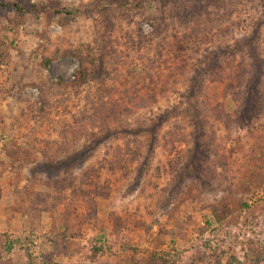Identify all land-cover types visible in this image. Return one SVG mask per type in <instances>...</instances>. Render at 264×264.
Here are the masks:
<instances>
[{
  "label": "rangeland",
  "instance_id": "1",
  "mask_svg": "<svg viewBox=\"0 0 264 264\" xmlns=\"http://www.w3.org/2000/svg\"><path fill=\"white\" fill-rule=\"evenodd\" d=\"M121 1H141L140 8L121 11L116 0H0L27 7L46 5L52 11L49 21L46 13L0 12V264H134L146 249L170 254L175 264H187L201 250L210 253L208 264H217L219 258L227 264L231 256L247 264H264V113L243 126H226L206 115L202 140L208 158L192 164L195 129L187 105L181 104L203 55L222 39L234 41L249 34L264 8L250 0H225L189 17L172 16L158 0ZM105 7L111 13L109 25L101 13ZM161 18L168 27L156 32L154 24ZM259 40L264 57V28ZM60 48L101 54L107 74L102 82L92 80L77 91L59 93L51 98L55 108L41 110L36 86L47 79L69 81L79 69L75 56L41 67L42 57ZM174 52L186 59L179 69L172 61ZM143 77L155 87L157 99L111 122L106 130L93 131L97 147L89 145L93 150L86 152L83 166L105 164L96 180L107 185L108 193L96 198L93 217L80 199L70 203L68 198L55 207L54 191L29 172L30 163L40 157L33 145L45 137L47 121H73L90 106L86 95L92 97L104 85L122 87L127 80L133 86L140 80L143 93L147 88ZM209 86L206 99L220 102L221 93ZM175 105L180 111L158 127L153 154L146 150L149 137L143 132L137 138L144 156L133 163L124 161L115 170L108 168L115 149L135 137L129 130L139 120L150 123ZM174 129L186 139L170 152L163 136ZM52 132L47 136L60 141V134ZM104 132L108 136L99 139ZM145 159L146 168L136 182ZM225 198L232 202L231 212L217 222L210 209ZM115 220L121 224L115 226ZM94 244L102 247L95 259Z\"/></svg>",
  "mask_w": 264,
  "mask_h": 264
},
{
  "label": "trees",
  "instance_id": "2",
  "mask_svg": "<svg viewBox=\"0 0 264 264\" xmlns=\"http://www.w3.org/2000/svg\"><path fill=\"white\" fill-rule=\"evenodd\" d=\"M158 1L167 5V9L171 11L172 16H176L179 13L181 15L187 14L191 17L196 13H202L209 6L219 5L220 1L225 0ZM240 1L238 0L237 2ZM249 2L253 5L260 4L264 8V0H250ZM140 3L141 1L128 3L116 0L115 6L121 11L126 10L127 7L128 10L133 11L134 8H140ZM3 11H12L19 16H24L26 13L31 12L46 13L48 21L52 15V11L46 5H30L27 7L21 2L12 4L1 2L0 12ZM79 11L75 10L76 13ZM61 12L62 10L59 11V13ZM101 13H103L109 25L112 18L108 8H103ZM69 14H72V12L69 11ZM161 20L154 24L153 28L156 32L165 30L168 27L165 20L163 18ZM255 22L256 24H254L249 34H241L240 37H235L234 41L222 39L215 49L203 55L200 60L201 65L199 64L195 68L194 77L187 86L186 93L183 94L186 100L181 103L187 105V109H185L188 111L191 124L195 129L192 139L193 147L190 152L192 159L189 158V163L193 164V161L201 157L202 159L208 158L207 151H205L207 146L204 144L205 140H202L205 132L203 125L208 120L206 115L219 120L226 126H232L233 124L243 126L251 123L254 116L264 113V57L259 54V45H261L259 39L264 28V13ZM173 55L172 61L175 64V68L179 69L186 59L179 52H174ZM64 56L77 57L79 69L69 81L47 79L36 86L39 91L38 100L41 104V110L46 109L48 111L53 109V107L55 108L56 102L54 104L51 103V98H55L59 93L63 95L68 90L77 91L92 80H100L102 82L104 80L101 79L107 74V70L102 64L103 61L101 62V54L97 55L93 50H89V53H86L85 50L80 48L56 49L52 54L43 56L40 65L42 68H48L52 61ZM170 76L168 75L167 77L169 78ZM140 82V80L134 82L136 87L128 85L127 80L122 87L104 85L105 87L98 88L92 97L91 93L86 95V102L90 106L82 109L79 115H75L73 121L69 122L67 119L61 121L55 118H50L47 121L48 130L45 137L36 139L35 145H33L34 153L39 154L38 156L40 157H37L33 164L30 163L29 172L31 177L38 178L43 184L49 186L50 192L54 191L52 196H54L55 207L64 203L68 198L71 199L70 203L80 199L85 211L87 210L88 215L93 217L97 208L96 198L98 196H107L108 194L105 192L107 185L96 180L100 177L99 171L105 164L101 163L99 167L90 168L83 166L84 158L87 155L86 152L97 147V141H93L92 138L96 135L93 131L109 128L111 122H119L122 118L132 112L139 111L146 107L149 102L157 99V94L154 92L155 87L146 83V78L143 77L142 82L145 84L143 87L147 88H145V92L141 93L142 87L138 86ZM103 84L105 83L103 82ZM209 85H214L213 87H215L217 94L218 92L221 93L222 100L220 102H209L206 99L209 96L208 89L211 87ZM179 108V105H175L174 110H166L160 117L157 116V120H152L150 123L139 120L136 128L129 130L135 137L132 140L129 139L130 142H127L126 146H118L115 149L113 157L108 160V168L115 170L118 166L123 165L124 161L133 163L144 156L142 144L139 143L137 138L143 132L149 137L146 150L148 154H153L155 149L154 142L158 139L159 134L158 127L163 120L169 118L170 114L179 112ZM50 122L52 123L51 125ZM53 123L60 127L57 129V126ZM52 130L60 134V141H54L51 136H47L53 133ZM122 132L126 133L127 131L123 130ZM167 133L168 136H163L166 141V148L173 152L176 148V143L186 138L184 139L181 130H168ZM104 135L105 138L108 136L104 132L103 135H99V139H103ZM208 136L211 137L212 134ZM81 140L85 141L80 143ZM78 143H80V146L77 147ZM132 143L135 145H132ZM89 145H92L91 148L93 149ZM29 154L27 153V155ZM29 157L33 160L32 154ZM146 162V159L144 162H140L141 166L138 168L140 174L137 175L136 182H139L143 175L142 170L146 168ZM169 162L171 169H174L172 160H169ZM201 180L202 178L200 177ZM231 203V200L225 198L218 202L217 205L211 207L210 212L215 221L223 222L228 217L231 212ZM120 224V221L115 220V226ZM101 251L102 247L94 244L91 258H97ZM144 252L142 259L139 262H134V264H175V260L168 253L149 249ZM208 257H211L210 253L201 250L192 255L187 264H208L211 260ZM216 262L221 264L220 258ZM227 264H247V262L240 260L236 256H231Z\"/></svg>",
  "mask_w": 264,
  "mask_h": 264
}]
</instances>
